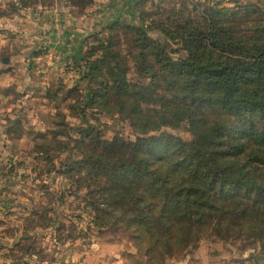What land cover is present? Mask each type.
Returning a JSON list of instances; mask_svg holds the SVG:
<instances>
[{
    "label": "trees",
    "instance_id": "16d2710c",
    "mask_svg": "<svg viewBox=\"0 0 264 264\" xmlns=\"http://www.w3.org/2000/svg\"><path fill=\"white\" fill-rule=\"evenodd\" d=\"M150 1L155 13L137 8L138 25L116 19L105 39L83 50L85 95L70 107L86 127L78 138L41 134L39 152L62 151L65 138L74 143L78 157L66 172L94 188L92 223L122 227L148 264L206 238L264 255V7L184 0L191 8L178 10ZM89 108L120 115L134 138L105 137L88 122ZM181 127L190 140L164 130Z\"/></svg>",
    "mask_w": 264,
    "mask_h": 264
},
{
    "label": "rangeland",
    "instance_id": "374dc122",
    "mask_svg": "<svg viewBox=\"0 0 264 264\" xmlns=\"http://www.w3.org/2000/svg\"><path fill=\"white\" fill-rule=\"evenodd\" d=\"M193 1L215 6L214 0ZM216 1L264 7V0ZM127 2L0 0V264L26 259H33V264L41 260L65 264L90 252L94 256V249L97 257L111 264H148L122 227L101 231L92 223L89 199L94 188L76 182L79 172H66L67 163L78 157L74 143L65 138L62 151L39 152L41 134L71 131L78 138L79 128L86 127L70 107L85 95L86 70L77 67L84 65L83 50L105 39L107 26L116 19L138 25L137 8L146 16L155 13L150 0ZM166 5L191 8L184 0H166ZM151 35L173 51L179 49L165 42L161 33ZM130 80H137L133 71ZM73 88L78 92L69 95ZM86 115L107 138H134L130 124L118 114L89 108ZM164 130L191 139L184 127ZM243 245L206 238L164 264H264L258 247L244 251ZM250 257L254 259L249 261Z\"/></svg>",
    "mask_w": 264,
    "mask_h": 264
},
{
    "label": "crops",
    "instance_id": "0c3cea01",
    "mask_svg": "<svg viewBox=\"0 0 264 264\" xmlns=\"http://www.w3.org/2000/svg\"><path fill=\"white\" fill-rule=\"evenodd\" d=\"M127 1H128L127 4L130 5L129 4V0H127ZM94 250H95L94 251V256H93L92 252H90V254H88L87 257L85 255H80L81 258H79L78 261H76V259H72V258H71V260L67 259L65 261V264H111L110 262H107L105 260L100 259L99 256L97 257V254L99 252L97 253L96 249H94ZM32 261H33V259H29L28 261L26 260V261H22V262H13V261H11V262H8L6 264H33V263H35V262H32Z\"/></svg>",
    "mask_w": 264,
    "mask_h": 264
}]
</instances>
